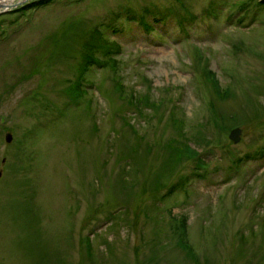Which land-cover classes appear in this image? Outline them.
<instances>
[{
  "label": "rangeland",
  "instance_id": "obj_1",
  "mask_svg": "<svg viewBox=\"0 0 264 264\" xmlns=\"http://www.w3.org/2000/svg\"><path fill=\"white\" fill-rule=\"evenodd\" d=\"M209 1L50 0L0 14V264H264V155L250 156L264 144V4L220 0L214 15ZM152 4L164 16H145L153 30L123 16L106 30L122 47V89L91 65L70 96L95 23ZM171 4L194 14L188 25Z\"/></svg>",
  "mask_w": 264,
  "mask_h": 264
},
{
  "label": "trees",
  "instance_id": "obj_2",
  "mask_svg": "<svg viewBox=\"0 0 264 264\" xmlns=\"http://www.w3.org/2000/svg\"><path fill=\"white\" fill-rule=\"evenodd\" d=\"M42 1H44V0H39V1H36V2H33V3H39V2H42ZM258 2L264 4V0H258ZM165 7H170V6H165ZM161 9L162 8H160V10H159V7L157 5L152 6V7H149L147 5H144L140 9H138V11H137L136 14H131L129 12V9L128 8L125 9V12H127L128 18H137V15L138 14L146 15V14H149L150 12H153V13H155V16L153 18L155 20H160L161 18L164 17L162 15ZM158 13L161 14V15H159ZM87 43H94V46H96V48H98L99 51L101 50V53L104 56V58H102L99 55L100 53H98V55H96V57L94 58V60L92 62H96L98 64H104V66L106 68H110V69H114L115 68V64H116L117 59L114 58L110 54V51H111L112 48L118 49L119 44L114 43V42L112 44H109V43H107V41L104 38H101V40H100V38L97 35L96 31L93 32L91 41L90 42L87 41ZM85 52H86L85 53L86 55H95L94 50L92 49V47H89V46H87L85 48ZM107 55H109V56H107ZM82 70H86V68H85V66L83 64H81V66L79 68H77V71L79 73ZM202 71H203V74L206 75L209 78L211 84L213 85V89L215 90V92L217 94H219L220 96H223L224 97V95L227 92H229V88H222V86L217 82V80L214 78L213 73L211 72V70H208V69L205 68V66H202ZM109 77L112 79V85H113L114 88H118V89L121 88L122 89L123 83L120 81L118 75H116L113 72H109ZM66 88H73V91L74 92L73 91H68L67 93L70 96L75 97V98L76 97H79L80 94L82 93L81 87L80 86H77V85L70 84V85H67ZM129 94L130 95L128 97H126L127 102H128V104L132 103L133 104V107H134V105L136 104V100H137L136 94L133 91H130ZM147 96L148 95H145L144 96V99L145 100L147 99ZM216 114H217V111H216ZM236 118L237 117H233L232 119H236ZM213 119H214L215 122H217V120H218V119H216V116H214ZM185 142H186V140H184L182 142V149H183V151H186V149L184 147ZM263 155H264V144H262L259 148H256L252 153H250V156H254V158H257V157H260V156H263ZM238 160L241 161L243 159L241 157H238ZM237 165H239V163ZM153 183L156 184L157 186H160V185L163 184L162 182H158V181H153ZM178 184H180V183H174L173 184V187H175ZM181 222H184V219ZM180 226L183 227L184 225H180ZM180 241H181L180 242V246H182L184 248H187L188 249V254L189 255H192L190 253L191 250H192L190 244L189 243H186L185 241H183V238L180 239Z\"/></svg>",
  "mask_w": 264,
  "mask_h": 264
},
{
  "label": "water",
  "instance_id": "obj_3",
  "mask_svg": "<svg viewBox=\"0 0 264 264\" xmlns=\"http://www.w3.org/2000/svg\"><path fill=\"white\" fill-rule=\"evenodd\" d=\"M238 132H239V128L238 127H236V128H234V129H232L231 130V132H230V136L232 137V138H234V140H236L237 138H238ZM6 139L7 140H10L11 139V134L10 133H7L6 134Z\"/></svg>",
  "mask_w": 264,
  "mask_h": 264
},
{
  "label": "bare ground",
  "instance_id": "obj_4",
  "mask_svg": "<svg viewBox=\"0 0 264 264\" xmlns=\"http://www.w3.org/2000/svg\"><path fill=\"white\" fill-rule=\"evenodd\" d=\"M0 3L5 6H14L17 3V0H0Z\"/></svg>",
  "mask_w": 264,
  "mask_h": 264
}]
</instances>
